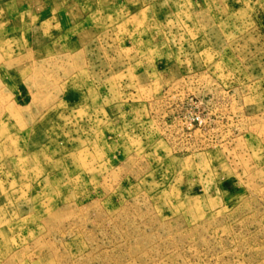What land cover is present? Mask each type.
<instances>
[{
	"label": "rangeland",
	"instance_id": "374dc122",
	"mask_svg": "<svg viewBox=\"0 0 264 264\" xmlns=\"http://www.w3.org/2000/svg\"><path fill=\"white\" fill-rule=\"evenodd\" d=\"M0 264H264V0H0Z\"/></svg>",
	"mask_w": 264,
	"mask_h": 264
}]
</instances>
